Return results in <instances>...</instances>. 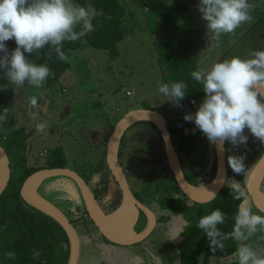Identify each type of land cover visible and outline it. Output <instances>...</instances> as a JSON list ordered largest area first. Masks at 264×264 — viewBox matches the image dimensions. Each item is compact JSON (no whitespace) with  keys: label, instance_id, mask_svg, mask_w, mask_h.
<instances>
[{"label":"rangeland","instance_id":"1","mask_svg":"<svg viewBox=\"0 0 264 264\" xmlns=\"http://www.w3.org/2000/svg\"><path fill=\"white\" fill-rule=\"evenodd\" d=\"M120 1L126 8L123 24L127 34L118 43L120 55L117 58H111L107 49L88 45L87 38L83 37L84 46L70 51L71 67L55 84L49 86L45 82L42 88H34L27 83L23 86L15 85L17 123L28 129L30 164L39 161L38 157L33 156L43 157L45 149L56 145L65 148L68 166L71 168L83 166L87 160L94 161L98 153L95 145L100 132L108 123H117L131 109L148 105L167 117L174 116L171 101L165 100L166 97L158 91V86L166 83L163 74L167 66L159 61V49L153 35L152 12L140 6L137 0ZM163 1L191 6L189 9H178L175 16L195 55H198L200 69L207 70L213 63L233 56L248 58L249 52L253 50H264V18H259V14L263 15L259 9H264V0H260L263 3L249 0L254 5L252 19L243 23L234 34L221 35L219 41L208 40L206 37V21L197 7L199 0ZM40 55L41 51L32 54L28 59L40 64ZM195 111L196 109L187 113ZM109 128L108 124L107 129ZM145 129H149L151 133H145ZM245 134L248 136L246 147L241 145L239 149H235L230 143L226 144L227 162L230 155L246 157L245 176L235 174L228 165L227 179H235L241 185L248 183L258 161V154L264 151V143L253 137L247 129ZM137 136L151 140L160 138L157 129L143 123L130 127L125 140L132 142ZM213 146L202 134L199 145L191 151L190 159L199 158L207 148L213 149ZM185 159L189 160L186 155ZM124 161L136 166L132 158L123 159L122 162ZM105 170L107 169H103L107 172ZM136 173L137 171L134 175ZM99 177L101 173L95 174L94 184L98 185L101 196L108 199L107 201H112V198L119 200L120 189L112 175V185L106 183L108 181L102 177L99 180ZM149 181V191L159 187L157 181L152 178L147 180ZM228 182L226 180V184ZM40 192L71 218L76 215L73 210L76 202L83 203L80 187L67 176L46 178ZM179 196L183 195L179 193ZM247 197L253 211L264 215L255 207L250 195ZM191 204L193 205L192 202ZM165 212L170 214V211ZM194 216L192 214V219ZM75 222L81 236L78 264H181L177 243L181 240V232L186 224L181 215L175 214L168 219H161L146 238L127 245L112 242L107 244L92 223L83 225ZM144 225V221H141L137 227L140 230ZM248 243L264 255V233H257ZM208 257L202 256L200 264H208Z\"/></svg>","mask_w":264,"mask_h":264},{"label":"trees","instance_id":"2","mask_svg":"<svg viewBox=\"0 0 264 264\" xmlns=\"http://www.w3.org/2000/svg\"><path fill=\"white\" fill-rule=\"evenodd\" d=\"M137 2L152 12L153 35L159 49V61L167 66L163 74L166 83L182 81L187 84L186 95L180 101V106H175L171 102L174 116L166 117L174 142L175 138H178L179 150L188 155L199 145L203 133L195 128L194 122L186 121L184 114L197 109L205 93L202 85L194 81L190 75L192 71L200 70L198 55H195L186 34L179 27L175 12L178 9H189L191 6L185 3L170 4L163 0H137ZM74 3L91 6L98 11L103 10V15L97 16L92 21L95 31L84 37L87 38L88 45L107 49L111 58H117L120 55L118 43L127 34L123 24L126 15L125 6L120 0H74ZM82 38L76 42H64L63 51L68 57L67 62L56 59L54 53L51 59H47L46 54L49 51L47 47L41 51L40 63H46L54 73L47 79V85L55 84L71 67L69 53L71 50L84 46ZM7 45L10 50L15 48L14 41H8ZM16 90V86L9 83L3 71H0V114L3 113L5 107L9 109L7 121L0 123V145L7 151L11 165L9 184L0 196V260L3 264H68L70 239L66 230L55 218L30 204L22 194L24 181L32 172L40 168L68 166L66 151L62 145H56L47 149L45 156H40L39 162L29 163L31 155L28 151V129L25 125L17 123ZM142 107L154 109L148 105ZM138 123L152 125L159 132L161 131L153 121L144 120L135 124ZM108 124L109 129H107ZM108 124L100 132L95 145V147L100 146L97 158L94 161L87 160L82 166L81 173L87 181L95 172L107 168L106 145L116 123ZM125 136L126 132L122 140ZM160 141L163 142L162 136H160ZM263 153L264 151L258 154V161ZM187 166L186 177L193 185H203L213 181L217 174L215 145L213 149L207 148L197 159L189 157ZM242 186L245 187L248 196L247 183ZM177 188L181 191L179 185ZM262 189L264 192V185ZM181 194L185 196L183 192ZM184 199L182 197L177 199L157 197L160 206L170 211V214L165 212L166 215H163L161 219H168L170 215L175 214L183 216L186 224L181 232V240L177 243L181 264H200L202 256H210L212 253L206 235L197 227L199 219L219 209L226 217L225 223L219 227L223 232L228 233L232 230L240 201L233 199L226 183L210 202L197 203L186 196ZM186 199L193 205L188 204ZM120 200L121 196L113 208L119 205ZM86 210L85 208L84 211ZM192 214L195 215L194 219H192ZM224 243V251H217L216 256L227 257L235 251V241L229 239ZM33 251L41 252L39 259H33ZM7 252H14L15 260L8 259L5 255Z\"/></svg>","mask_w":264,"mask_h":264},{"label":"clouds","instance_id":"3","mask_svg":"<svg viewBox=\"0 0 264 264\" xmlns=\"http://www.w3.org/2000/svg\"><path fill=\"white\" fill-rule=\"evenodd\" d=\"M197 7L206 21V37L212 41H219L223 34H234L252 19L254 10L249 0H199ZM100 15L103 10L74 0H0V71L11 84L27 83L42 88L54 73L46 63L37 64L28 57L47 47V59L54 53L56 59L67 62L64 42H76L94 32L92 21ZM8 41H14V49H9ZM190 75L202 85L205 96L194 113L185 114L186 121L194 122L218 150L226 142L235 149L246 147V129L264 143V94L259 91L264 88V50L250 51L248 58L233 56L215 62L207 70H195ZM186 89L187 84L182 81L158 86L159 93L175 106H180ZM8 116L9 109L5 107L0 123H5ZM245 158L228 157V165L235 174L246 175ZM224 180L229 181L231 195L240 204L228 233L219 227L226 219L219 209L199 219L197 227L206 235L212 253L208 264H264V255L248 243L257 233H264V215L253 211L244 186L235 179ZM229 239L236 242L235 251L227 257H217L215 254L224 251V242ZM5 255L11 260L16 258L14 252ZM40 255V251L32 253L33 259H39Z\"/></svg>","mask_w":264,"mask_h":264},{"label":"water","instance_id":"4","mask_svg":"<svg viewBox=\"0 0 264 264\" xmlns=\"http://www.w3.org/2000/svg\"><path fill=\"white\" fill-rule=\"evenodd\" d=\"M261 94H264V88H260ZM153 121L161 130L162 137L164 140L165 151L168 158L169 166L175 175L178 185L185 193V195L194 202L207 203L213 200L224 187L227 175H228V162H227V150L226 143L223 149L218 150L216 148L217 156V174L213 181H215V187L213 191L207 196L199 195L194 187L199 185H193L190 183L184 175L177 150L175 148L173 137L168 126V120L166 115L158 110L139 107L127 111L115 124L107 141L106 149V161L108 167L118 182L122 192V201L126 202L130 207V216L124 220L115 219L112 214L120 207V205L112 212L106 213L100 206L92 187L88 184L86 179L76 170L66 167H52V168H40L32 172L24 181L22 187V194L24 198L33 206L42 210L55 218L66 230L70 239V258L68 264H78L80 252H81V240L79 233L68 217V215L56 204L46 198L39 190L41 183L48 177L51 176H67L72 178L80 187L82 196L84 198L87 210L91 218L96 222L100 228L102 234L110 241L116 244H134L142 241L146 238L156 225V214L143 202L138 200L126 178L124 169L119 160V147L123 134L128 128L139 122V121ZM0 196L9 184L11 178V165L10 160L5 148L0 145ZM43 177L41 183H38V179ZM210 182V183H211ZM264 182V153L254 167L247 183L248 193L253 201L255 207L262 213H264V204L262 202V195L264 194L262 185ZM26 191L30 198L24 194ZM140 208H142L148 215L149 222L147 227L141 232L137 233L134 231V225L137 222ZM108 228L119 229V230H130L135 233L128 239H121L112 236L108 232ZM0 264L3 262L0 260Z\"/></svg>","mask_w":264,"mask_h":264},{"label":"flooded vegetation","instance_id":"5","mask_svg":"<svg viewBox=\"0 0 264 264\" xmlns=\"http://www.w3.org/2000/svg\"><path fill=\"white\" fill-rule=\"evenodd\" d=\"M127 131H126V133H127ZM144 132L145 133H148V132L151 133V131L149 129H145ZM159 135L162 136L161 131L159 132ZM177 141H178V138H175V142L173 140L175 148H176L177 153H178V157H179L183 172H184V175L186 177V174L188 172V166H187V159H185V155L189 159V156L191 155V153L187 155V154H184L182 151H180L178 144H177ZM133 144H137V145H133ZM226 144H227V142H226ZM99 148H100V146L95 147V149H97L98 152H99ZM103 148H104V146H103ZM106 149H107V145H106ZM97 155H98V153H97ZM97 155H96V158H97ZM36 157H38L39 161H40V155H37ZM131 158L133 161L135 160L136 166L131 165V164H127V163H125V161L122 162L123 159H131ZM119 160H120V163L122 165V168L124 169L126 178L129 182V185H130L135 197L138 200H140L141 202H143L146 206H148L151 210L154 211V213L156 214V223L161 221V218L165 214L164 212L166 211L165 208L160 206V204L158 203L157 197L158 198L167 197L170 199H177L178 197H182L183 199L185 198L186 195L185 196L183 195L184 197L179 196V193H182L183 191L181 189V191H182L181 192L177 188L178 183H177L175 175L172 172V170L169 166V163H168V158H167V154L165 151L164 140H163V142H161L160 138H158V139L155 138V139L151 140L148 138L147 139L146 138H140L139 136H137V139H135L132 142L131 141L128 142L127 140H125V138H124V140L121 139L120 147H119ZM72 169L78 171L82 175V173H81L82 166H80L78 168L75 167ZM104 169H107V170H105L107 172H104L103 169H100L99 171L95 172V174L97 175V173H101V177L103 179H105V181H108L106 183H108V184L110 183L112 185V181H111V177H110L112 175V173L108 167V164H107V168H104ZM136 171H137V173L134 175V173ZM95 174L88 181L83 175L82 176L86 179L88 184L92 187V189L95 193V196H96L100 206L102 207V209L106 213H110V212L114 211L121 204V201H122L121 189L119 187L120 193H121L120 194L121 195V201L116 208H113V206H115L117 204L118 199L112 198V201L111 200L107 201L108 199L106 200L101 196V194L99 192L98 185L94 184V182L96 180ZM107 176H109L110 178H107ZM101 177H99V180H102ZM112 177L114 178L113 175H112ZM150 178H152L154 181H157L159 183V187H156V188L150 187L151 190L149 191L148 185L150 186L151 183H150V181L147 182V180H150ZM114 180H115V178H114ZM43 182H42V184H43ZM116 183L118 184L117 181H116ZM42 184L40 185V187L42 186ZM118 186H119V184H118ZM40 187H39V190H40ZM111 191H112V188H111ZM81 197H82L83 203L82 202H76L74 209H73L76 212V215L71 218L68 213H66V212L65 213L68 215V217L70 218V220L72 221L74 226L76 224L75 221H77L79 224H83V225H87V223H89V224L92 223L93 226L97 229V232H99L103 241L106 242L107 244H110V242H112V241H110L109 239H108L109 241H107L105 239L106 237L102 234V232H101L100 228L97 226L96 222L91 218L88 210H86V212L84 211L85 208L87 209V207H86V204H85V201H84V198L82 195H81ZM188 201L189 200L186 199V202L191 205V202H188ZM116 211H118V209ZM141 221H144L145 225L143 226V228L141 230H139V227H137V225ZM148 221H149V218H148L147 213L142 208H140V212H139L137 222L134 225V231L139 233L142 230H144L148 225ZM77 231H78V229H77ZM79 236H80V233H79ZM80 240H81V236H80ZM112 243H114V242H112Z\"/></svg>","mask_w":264,"mask_h":264},{"label":"bare ground","instance_id":"6","mask_svg":"<svg viewBox=\"0 0 264 264\" xmlns=\"http://www.w3.org/2000/svg\"><path fill=\"white\" fill-rule=\"evenodd\" d=\"M0 156L2 157V153H0ZM42 180H43V177H40L38 179V183H41ZM207 184L196 186L194 187V190L201 196H207L213 191L216 183L214 181V182L207 183ZM24 194L27 196V198H30L26 191H24ZM262 202L264 204V194L262 195ZM116 210L113 212L112 216L117 220H124L130 216L131 210H130L129 205L126 202H123L121 204V206L118 208V211ZM108 232L112 236L121 238V239H128V238H131L132 236H135V233L130 230H119V229L108 228Z\"/></svg>","mask_w":264,"mask_h":264},{"label":"crops","instance_id":"7","mask_svg":"<svg viewBox=\"0 0 264 264\" xmlns=\"http://www.w3.org/2000/svg\"><path fill=\"white\" fill-rule=\"evenodd\" d=\"M258 2L263 3L262 1L258 0ZM264 4V3H263ZM259 12L263 13L262 16L259 14V18H264V9H259Z\"/></svg>","mask_w":264,"mask_h":264},{"label":"built area","instance_id":"8","mask_svg":"<svg viewBox=\"0 0 264 264\" xmlns=\"http://www.w3.org/2000/svg\"><path fill=\"white\" fill-rule=\"evenodd\" d=\"M46 153H47V149H45V150H44V152H43L42 154H44V155H45Z\"/></svg>","mask_w":264,"mask_h":264}]
</instances>
